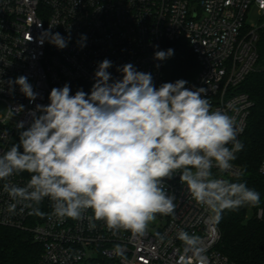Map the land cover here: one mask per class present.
Listing matches in <instances>:
<instances>
[{
    "label": "clouds",
    "instance_id": "9594fccd",
    "mask_svg": "<svg viewBox=\"0 0 264 264\" xmlns=\"http://www.w3.org/2000/svg\"><path fill=\"white\" fill-rule=\"evenodd\" d=\"M254 3L264 12V0ZM52 27L31 41L66 49L70 30L64 36ZM86 41L81 34L76 43L83 49ZM153 47L154 61L175 55L171 47ZM113 66L108 58L97 62L88 91L73 92L69 82L52 87L47 103L36 102L44 97L27 75L3 80L9 95L18 89L34 105L7 107L15 142L8 128H0V192L8 197L9 217L26 211L59 222L87 219L90 229L102 222L113 236L140 238L158 219L175 218L177 197L169 190L174 179L216 224L225 212L259 208L261 193L248 186L247 168L234 169L245 147L238 138L243 129L234 116L213 108L207 88L189 86L184 78L157 85L152 72L131 62L116 66L114 77ZM21 114L26 119H14ZM45 200L47 213L40 207ZM155 236L161 243L180 242L174 264H210L195 232L179 227L173 238L158 231Z\"/></svg>",
    "mask_w": 264,
    "mask_h": 264
},
{
    "label": "built area",
    "instance_id": "2783aa9c",
    "mask_svg": "<svg viewBox=\"0 0 264 264\" xmlns=\"http://www.w3.org/2000/svg\"><path fill=\"white\" fill-rule=\"evenodd\" d=\"M252 6L256 7L254 0H0V104L4 106L0 128H8L10 141L15 142V124L7 119V107L17 103L34 106L18 89L14 96L9 95L3 80L27 75L44 97L36 102L47 103L50 89L65 82L70 83L73 92L78 87L88 91L97 62L108 58L114 62L109 69L114 77L119 76L116 66L131 62L138 70L152 72L159 85L164 62L153 60V46L164 49L166 42L184 38L200 63L189 86L207 88L213 108L235 117L243 129L240 139L254 101L239 87L255 69L259 30L264 26V20L247 24ZM258 12L264 18V12ZM49 26H54L51 31L64 36L70 30L72 40L66 49L31 41V36L38 37ZM81 34L87 36L83 49L76 43ZM156 63L161 66L156 68ZM14 119L26 117L21 114ZM233 164L235 170L241 168ZM262 167L264 157L259 166V173L264 176ZM26 175L16 177V182L26 179ZM169 190L177 197L175 218L158 219L148 234L140 238L130 233L113 236L102 222L90 229L87 219L59 222L54 217L29 216L26 211L9 217L5 211L9 200L2 192L0 225L32 234L43 247L36 264H174L180 242L161 243L155 232L173 238L179 227L202 238L210 264H234L218 248V224L207 219L178 180L169 182ZM40 207L50 212L49 201L45 200Z\"/></svg>",
    "mask_w": 264,
    "mask_h": 264
},
{
    "label": "trees",
    "instance_id": "16d2710c",
    "mask_svg": "<svg viewBox=\"0 0 264 264\" xmlns=\"http://www.w3.org/2000/svg\"><path fill=\"white\" fill-rule=\"evenodd\" d=\"M170 47L175 55L164 61L162 82L178 78L194 80L200 63L189 42L181 38L164 44V49ZM258 52L255 69L239 87L249 93L254 105L240 138L244 150L237 154L234 162L247 168L248 186L261 193V204L259 208L244 207L225 212L218 224L221 233L218 248L234 264H262L264 261V176L259 173L264 157V26L259 30ZM42 250L32 234L0 225V264H36Z\"/></svg>",
    "mask_w": 264,
    "mask_h": 264
},
{
    "label": "rangeland",
    "instance_id": "374dc122",
    "mask_svg": "<svg viewBox=\"0 0 264 264\" xmlns=\"http://www.w3.org/2000/svg\"><path fill=\"white\" fill-rule=\"evenodd\" d=\"M264 18H261L260 13L258 12L255 6H252L247 15V24H257L260 23ZM4 110V106L0 104V112Z\"/></svg>",
    "mask_w": 264,
    "mask_h": 264
}]
</instances>
